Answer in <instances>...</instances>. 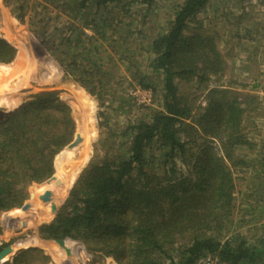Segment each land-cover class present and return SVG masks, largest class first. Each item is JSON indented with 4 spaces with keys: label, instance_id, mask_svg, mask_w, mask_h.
Instances as JSON below:
<instances>
[{
    "label": "trees",
    "instance_id": "obj_1",
    "mask_svg": "<svg viewBox=\"0 0 264 264\" xmlns=\"http://www.w3.org/2000/svg\"><path fill=\"white\" fill-rule=\"evenodd\" d=\"M4 1L25 21L29 0ZM157 1H35L33 9L41 13L33 26L65 78L102 100L99 88L108 72L93 60L100 55L98 41L108 32L118 34L133 6L152 11ZM210 2L184 0L152 41L153 74L133 73L154 93L156 78L162 79V107L117 130L114 139H101L72 188L57 173L54 177L55 158L76 133L72 109L56 91L39 93L0 120V213L22 207L29 198L52 212L68 194L53 221L38 228L42 238L79 240L118 264H195L207 255L228 264L264 262V239L250 242L232 232L243 224L235 222L234 169L247 165L238 153L253 147L244 123L259 96L209 86L227 70L216 34L200 18ZM17 51L0 35V66L13 62ZM191 84L206 91L205 105H195L184 91ZM48 191L50 198L42 201ZM23 224L24 230L34 227L23 221L14 229ZM2 229L0 220V234ZM10 244H0V253ZM40 253L23 250L5 264H32Z\"/></svg>",
    "mask_w": 264,
    "mask_h": 264
},
{
    "label": "rangeland",
    "instance_id": "obj_2",
    "mask_svg": "<svg viewBox=\"0 0 264 264\" xmlns=\"http://www.w3.org/2000/svg\"><path fill=\"white\" fill-rule=\"evenodd\" d=\"M35 1L42 2L29 0L27 16L25 21H21L15 15L13 7L0 0V35L18 50L13 62L0 66V110L16 111L34 100L39 93L56 91L59 98L72 109L76 122L73 142L79 136V131L85 128V118L89 114L93 115V128L96 132L87 144L89 154L83 163L73 167L66 165L71 153L84 146V138L80 145L71 150H67V146L55 158L54 177L57 173L72 188L97 155L96 147L101 139H114L117 130L146 117L151 110L162 107V79L156 78L158 87L154 93L153 105L143 107L130 95L131 88L139 86L133 73L135 69H140L153 74L150 66L154 58L152 41L158 33L164 31L167 23L174 17L176 8L184 0H158L152 11H147L140 5L133 6L132 12L124 20L123 29L118 34L108 32L107 39L98 41L100 55L93 57V60L101 61L108 72L102 82L103 88H99L102 100L73 78H65L60 63L41 44L37 36L39 30L33 26L34 17H39L41 13L39 9H33ZM51 16L55 17L54 13ZM200 18L216 34L219 50L227 60L225 74L220 78H213L209 86L230 87L242 95L249 93L259 96L244 123L253 147H242L238 153L241 158L246 159L247 165L234 169L235 222L240 223L242 220L243 224L241 228L232 231L244 234L250 242H257L258 239H264V0H211ZM55 23L57 22L54 20L50 24L52 29L56 26ZM128 23L131 25H127ZM121 35H128L127 41L122 40ZM183 89L195 99V105H205L206 91L203 88L191 84L184 85ZM54 177L36 187L51 183ZM32 199L29 198L22 207L0 213L3 228L0 244L11 242L9 246L13 247V252L6 258L8 261H13L23 250L39 248L43 253L35 254L32 264H118L113 257L95 254L83 242L72 238L64 239L71 250V259L62 261L57 240L44 239L38 232L41 225L53 221L56 212L53 208L51 212L39 202H31ZM65 199L57 206L58 209ZM17 210L18 213H15ZM23 221H30L34 227L24 230L26 224H23L21 228L14 229ZM8 223L11 227L9 229ZM26 240L30 241L25 243ZM44 256L50 259H44Z\"/></svg>",
    "mask_w": 264,
    "mask_h": 264
},
{
    "label": "bare ground",
    "instance_id": "obj_3",
    "mask_svg": "<svg viewBox=\"0 0 264 264\" xmlns=\"http://www.w3.org/2000/svg\"><path fill=\"white\" fill-rule=\"evenodd\" d=\"M93 122H94V117H93V115L89 114L85 118V124H86L85 128H83L79 131V135L84 138L85 144L83 147L81 146L82 148L79 147L71 153V155L69 156V158L66 162V165H72V167H73V165L75 166L77 164L83 163V161L87 158V156L89 154V147L87 146V144H89L91 138L93 137L94 133L96 132L93 128V125H94ZM75 147H73V148H75ZM73 148H67V150H71ZM64 169H65V167H64ZM29 241L30 240H26L25 243H27ZM63 253H65V251H63V248L60 246V251H59L60 259L62 261H66L65 255Z\"/></svg>",
    "mask_w": 264,
    "mask_h": 264
},
{
    "label": "built area",
    "instance_id": "obj_4",
    "mask_svg": "<svg viewBox=\"0 0 264 264\" xmlns=\"http://www.w3.org/2000/svg\"><path fill=\"white\" fill-rule=\"evenodd\" d=\"M130 95L137 101L138 105L143 107L152 106L154 103V91L142 86L131 88ZM195 264H228L221 261L216 255H207L200 258Z\"/></svg>",
    "mask_w": 264,
    "mask_h": 264
},
{
    "label": "water",
    "instance_id": "obj_5",
    "mask_svg": "<svg viewBox=\"0 0 264 264\" xmlns=\"http://www.w3.org/2000/svg\"><path fill=\"white\" fill-rule=\"evenodd\" d=\"M15 111H11V112H6V111H1L0 110V120L2 119H6L8 118L12 113H14ZM83 142V137H81L80 135L77 136V139L71 143L68 148H73L75 146L80 145ZM49 192L47 193L46 196L42 197V200H47L48 198H50ZM29 207V206H28ZM58 208L57 206L53 207V211L57 212ZM57 242L59 243V245L63 248V250L65 251V259L67 261H69L71 259V250L66 246L65 240L64 239H60L57 240ZM13 252V247L12 246H8L5 249H3V251H1L0 253V264H5L8 260L6 259L11 253ZM68 264H78V263H68Z\"/></svg>",
    "mask_w": 264,
    "mask_h": 264
}]
</instances>
